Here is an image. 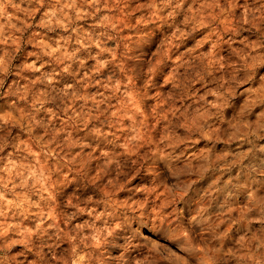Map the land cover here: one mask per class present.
Returning <instances> with one entry per match:
<instances>
[{
  "label": "clouds",
  "instance_id": "clouds-1",
  "mask_svg": "<svg viewBox=\"0 0 264 264\" xmlns=\"http://www.w3.org/2000/svg\"><path fill=\"white\" fill-rule=\"evenodd\" d=\"M0 264H264V0H0Z\"/></svg>",
  "mask_w": 264,
  "mask_h": 264
}]
</instances>
